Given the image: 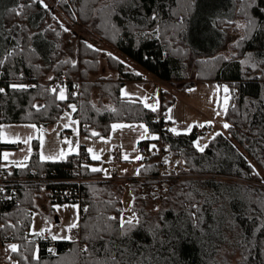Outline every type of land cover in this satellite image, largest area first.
<instances>
[{"label": "trees", "instance_id": "trees-1", "mask_svg": "<svg viewBox=\"0 0 264 264\" xmlns=\"http://www.w3.org/2000/svg\"><path fill=\"white\" fill-rule=\"evenodd\" d=\"M43 3L0 0V60H3L0 88L5 89L0 94L1 122L48 127L58 123L67 105L74 103L78 109L74 116L85 134L95 130L100 136L107 135L115 123H145L160 137L157 141L177 153L188 173L199 178L176 182L168 197L153 199L151 195L144 197L149 184L139 179L156 174L155 156L144 160L141 176L130 179L127 186L89 182L79 187L67 181L78 175L93 177L89 167H83L79 174L67 159L41 161L37 154L27 169L8 167L11 175L27 177L38 171L62 181L48 190H80L82 202L89 209L81 218L82 246L87 244L90 251L94 250L97 259H103L111 251L121 264H133L136 260L144 264H264V229L260 227L264 224L261 182L264 0H43ZM14 8L21 14L14 13ZM153 15L157 19L153 20ZM235 18L244 26L241 27L244 39L240 37L232 43L227 56L220 51L226 44L228 29L235 26ZM63 23L72 26L73 31L61 29ZM78 26L84 29L82 33L77 31ZM84 33H90L96 40ZM72 38L78 42L74 57L64 52ZM97 40L110 45L133 67L116 57H108L116 78L95 79L102 55ZM87 44L101 51L89 49ZM190 69L195 70L193 79L189 77ZM48 71L53 79L66 75L88 82L82 85L79 96H72L68 89L69 99L60 101L56 99L58 94H48L49 84L42 82ZM144 74L170 86L169 91L161 93V107L155 112L121 94L126 82L139 81ZM198 81L227 82L233 86L226 114L232 127L227 135L215 136L203 153L194 145L201 131L194 128L188 134L176 135L169 131L171 121L164 117L176 96ZM10 84L35 87L20 90L10 88ZM33 105L40 106V110ZM146 144L142 142L141 147ZM0 146L2 150L15 147L1 142ZM88 160L87 156L84 165ZM126 191L131 201L133 195L136 197L135 210L142 223L122 236L119 221H108L106 217L119 218ZM6 192L12 199L3 204L1 232L4 237L14 236L20 251L29 256V264L37 262L25 250L27 240L38 246L40 264H88V253H81L79 245L56 241L57 254L52 256L48 251L49 240L29 234L31 214L38 208L42 194H47L46 190L25 185L8 188ZM193 202L201 210L197 214L199 220L189 216V210L195 211L190 207ZM157 224L159 229L155 227ZM97 226L109 230L101 231V239H86L88 234H96ZM13 257L20 259L16 253Z\"/></svg>", "mask_w": 264, "mask_h": 264}, {"label": "rangeland", "instance_id": "rangeland-1", "mask_svg": "<svg viewBox=\"0 0 264 264\" xmlns=\"http://www.w3.org/2000/svg\"><path fill=\"white\" fill-rule=\"evenodd\" d=\"M46 2L43 3L45 5ZM47 5V4H46ZM51 11H54L51 9ZM58 19V15L56 16ZM234 27H231L228 29L227 38H226V44L224 48L220 51L221 54L229 55L231 53V45L234 43L238 38L242 36V30L241 27V21H238L237 18H235L233 25ZM55 27V26H54ZM64 28H68L69 31L72 32V26H69L67 24H62L61 29L64 30ZM84 29H82L80 26H78L77 31L82 33ZM86 34V37L92 38L94 41L96 40L95 37H93L90 33H84ZM79 38L78 35L76 37ZM99 44V48L102 50V55L100 56V64L98 67L97 75L94 76L95 79H98L100 77L102 78H116L117 74L110 69L109 63H108V55L107 53H111L112 56L122 60L126 64L133 67L132 62L127 60L126 57L118 53L115 49H113L110 45L103 41L97 40ZM102 46V48H101ZM78 49V42L76 39L72 38L70 42L65 46V53L66 55L74 57L75 52H77ZM66 76V75H65ZM50 77H54L51 71H48L46 78L42 81L43 84L49 83L53 81L54 79H49ZM189 77L193 79L195 77V70L190 69L189 70ZM84 81V80H83ZM88 82V81H85ZM134 82V81H132ZM168 85V84H167ZM227 86L229 89L228 93L224 92V87ZM170 90V86H167ZM189 89H194L195 91H188ZM122 90H126L127 93L131 94L128 99H131L130 97H135L136 95L140 94V90L138 89L136 84H127L125 88L122 87ZM139 93V94H138ZM67 95V92H66ZM123 96V95H122ZM233 96V86L230 83L227 82H217V81H198L196 82L192 87L187 88L183 92L179 93L176 96L175 102L169 107L171 109V112H169V109L164 113V116L167 114L168 117L171 116V128H176L177 132L179 134H188L191 131H193L194 128L198 129V131L202 132V135L197 139L199 140L201 146L204 144L209 145L210 141L215 137L216 133H222L223 135L228 134V129H225L223 127L224 123H228L226 119V114L224 113V109L229 108L231 98ZM125 97V96H123ZM141 99H144V97L140 96ZM227 98V103H225V99ZM150 105H154L157 107V109H160L161 107V98L160 101H152ZM71 113V109L67 107L65 112L62 114L61 117H64V119L59 120L58 123L50 125L48 127H40L35 123H14V122H1L0 123V131L4 133V138L1 140L4 144L14 145L16 147L3 149L0 152V156L2 159V154L7 152L10 153L8 164L9 166L14 165L12 164L13 161H23L24 156L30 155V158L25 163H29L33 157L34 154H37V156L40 159V152L43 151L45 155H54L60 151V149L67 150L68 145L64 143L66 139H70L73 142V147H76V141L79 140V147L76 148L75 152H72L69 154L65 159H68L69 157L73 155H80L81 151H84L87 156L89 157V160L87 161V165L90 168L92 167H99L102 169H106L110 178L112 177V170H111V160L115 153H120L121 158L123 154H128L130 159L129 161H125L122 159V161L117 165L118 168V177L126 179V186L129 184L130 179L139 178L141 175L136 176L135 170L137 168H141V165L144 166V161H136L134 157L136 155H142L147 156V153L149 151L147 146L141 147V143L147 140L152 141L151 139L152 135H155L149 127L145 123H121L125 125H132L136 128V130H131L129 128L124 129H115L112 128L109 131V134L102 135L108 142L105 143L104 140H101L100 137H92L90 139H85V136H89V134H85L81 130L80 123L78 125H72V127H75L79 131V135H75L72 131V127L64 128L63 125L65 123H68V118L65 117V113ZM217 112L220 113V115H217ZM72 119L78 120L74 113H71ZM79 121V120H78ZM211 121V125H208L206 122ZM28 124H35L37 126L36 129H31L28 127H25V125ZM116 124V123H115ZM140 124H143L148 129V134L145 139L141 140L140 136L143 133V129L138 128ZM200 124H204L205 126L203 128L199 127ZM229 124V123H228ZM189 125H192V129L190 132H187L186 129ZM59 133V135H57ZM176 134V133H174ZM176 134V135H179ZM31 135L33 139L29 141L28 144L24 143H11L10 141L15 139L17 136L20 137L21 141L24 140L27 136ZM64 136H66L65 139ZM157 136V135H156ZM44 140V147L41 149L39 147L40 139ZM139 140V143L137 141ZM150 144H155L156 149H152V153H155L159 149L158 142H150ZM22 146L23 149H19L18 147ZM84 147L83 150H81V147ZM31 147L32 151L29 154L28 148ZM88 148L93 149V152L100 155V160H93L92 159V153H89L87 151ZM103 149L101 152L100 150ZM135 149V150H134ZM148 149V150H147ZM197 149V148H196ZM206 149V148H205ZM198 150V149H197ZM59 161V159L54 160ZM2 162L5 163L2 159ZM18 167V166H17ZM127 170L126 172L124 170ZM143 168H141L142 172ZM93 173V172H92ZM94 176L96 178L100 179H109L106 178L104 172H97L94 173ZM198 178V176L196 177ZM149 191H145L144 197L147 198L149 196ZM153 199L155 197L151 196ZM131 202V197L129 194V191H126L123 197V209H127L129 206V203ZM79 205L78 203H70V202H64V203H52L50 202V199L46 192L42 194L40 200L37 202L38 208L34 213H38L35 216V219L33 220L32 217V224L31 229L34 226L35 230L39 231L41 229H44L45 231L47 229H51L52 234H59V235H68L66 231H64L65 226L73 219L74 217V210L71 207V205ZM54 205H60L64 206L67 205L68 207H61L59 211ZM80 206V205H79ZM81 209V207H80ZM126 216H130L131 212H126ZM81 217L82 212L80 214V227L78 229H81ZM77 230V229H76ZM48 232V231H47ZM45 233V232H44ZM44 236V235H43ZM49 239H51V236L49 235ZM53 241V240H52ZM56 241H65V240H56ZM15 242V240H14ZM14 242L5 243L0 247V264H13L14 261H17L13 257V253L10 250H6L7 246L10 244H17ZM18 245V244H17ZM11 258V259H10Z\"/></svg>", "mask_w": 264, "mask_h": 264}, {"label": "snow or ice", "instance_id": "snow-or-ice-1", "mask_svg": "<svg viewBox=\"0 0 264 264\" xmlns=\"http://www.w3.org/2000/svg\"><path fill=\"white\" fill-rule=\"evenodd\" d=\"M41 3H43V0H40ZM21 8L24 7V5H20ZM45 8H47V5L45 4L44 5ZM190 7V5H189ZM12 11L14 13H16L17 15H20L21 13L17 12V10L14 8L12 9ZM153 20L157 19V17L155 15H153L152 17ZM249 25H251V22H249ZM239 27H244V26H239ZM254 27V26H253ZM64 31L67 32L69 31L68 28H64ZM241 39H244V37H241ZM87 47L89 49H93L94 51H101L100 49H95L94 46L92 44H87ZM9 55H11V53H9ZM107 55L112 58V59H116L114 56H112L111 53H107ZM67 63V61H66ZM73 63V66L75 67V62H72ZM121 63H123L121 61ZM3 64V60H0V65ZM136 75H139V73H136ZM50 80L53 79L52 77L49 78ZM10 88L12 89H20V90H26L27 88L29 87H35V85H32V86H29V85H25V84H10L9 85ZM74 87L76 88H79L80 85H74ZM59 89V92H58V95H56V99L60 100V101H66L69 99V96L66 95V90L64 87L62 86H57V87H53L50 89V91L53 93V94H57V90ZM47 91V90H46ZM188 91H195L194 89H189ZM224 92L225 93H228L229 92V89L227 86L224 87ZM5 93V89L4 88H0V94H3ZM72 95H75V93H73ZM122 95L125 96V97H129L131 94L127 93L126 90H122ZM225 103H227V98L225 99ZM33 107H35L37 109V111L40 110V106H37V105H33ZM67 107L69 109H71V113H75L77 112V105L74 104V103H69L67 105ZM93 107H95V105H93ZM144 107L145 108H149L151 109V111L155 112L157 110L156 106L154 105H150L146 102H144ZM111 111L115 112L116 110L115 109H111ZM227 108L224 109V113L227 114ZM169 112H171V109H169ZM71 113H65V117L68 118V123H65L63 125L64 128H69V127H72V125H78L80 123V121L78 120H75V119H72L71 117ZM217 115H220L219 112H217ZM61 119H64V117H61ZM168 119H172L171 116L168 117ZM208 125H211V121H208L206 122ZM205 125L204 124H200L199 127L203 128ZM2 127V126H0ZM25 127H28V128H31V129H36L37 126L35 124H28V125H25ZM86 127V126H85ZM129 128L131 130H136V128L132 125H125V124H121V123H116V124H112L111 125V128L113 130L115 129H124V128ZM192 125H189L188 128L186 129L187 132H190L191 129H192ZM223 127L225 129H230L232 127V125L228 124V123H224L223 124ZM138 128L140 129H143V133L141 134L140 136V139L143 140L146 138L147 134H148V129L145 125L143 124H140L138 126ZM72 131L75 135H79V131L77 128L75 127H72ZM169 131L173 132V133H176V134H179L177 132V129L176 128H171L169 129ZM57 135H59V133H57ZM216 136H220L222 135V133H219L217 132L215 134ZM92 137H100L101 140H104L105 143H107L108 141L100 136V133L96 132L95 130H92L90 132V135L89 136H85V139H90ZM4 138V133L2 131H0V140H2ZM215 138V137H213ZM33 139V137L31 135L27 136L24 140L21 141L20 137H16L15 139L11 140L10 142L11 143H24V144H28L29 141H31ZM151 139L153 140H158L160 139L159 136H156V135H152L151 136ZM64 143H66L68 145V148L67 150L65 149H60V151L54 155H45L43 151L40 152V160L41 161H54V160H64L69 154H71L72 152H75L76 151V148L79 147V140L76 141V147L74 148L73 147V142L72 140L70 139H66L64 141ZM137 143H139V140L137 141ZM194 145L195 147L201 152L203 153L205 148L208 147L207 144H204L201 146L199 140L197 141H194ZM39 147L41 149H43L44 147V140L41 138L40 139V143H39ZM152 149H156V145L155 144H152L150 145L149 147V151H151ZM135 150V149H134ZM32 151L31 147L28 148V153L30 154ZM87 151L89 153H92V159L93 160H100V155L93 152V149L91 148H88ZM101 152L103 151V149L100 150ZM9 156H10V153H3L2 154V159L5 163H2L0 164V169H7L9 167V164L7 163L8 160H9ZM30 158V155H25L24 158H23V161H13L12 164H15L17 165L21 170L23 169H27L29 166L27 163H25L26 161H28ZM122 159L125 160V161H129L130 157L128 154H123L122 155ZM134 159L136 161H142L144 159V157L142 155H136L134 157ZM164 163L165 164H168L169 163V160L167 158H165L164 160ZM177 163H181L180 161H177ZM82 167L84 168H88V165H82ZM144 166L141 165V168H143ZM250 168H252L253 172L255 173V175L259 176L260 173L257 172L254 168V166H252L251 164L249 165ZM141 168H137L135 170V175L136 176H139L141 175ZM147 170V169H145ZM90 171L93 172V173H97V172H104L106 178H110L108 172L106 169H102V168H99V167H92L90 168ZM125 172L127 171L126 169L124 170ZM12 173L9 172L8 175H11ZM262 183H264V179L261 180ZM5 191L4 188H0V193H3ZM189 196L191 194H188ZM5 199H12L11 196H7L5 197ZM135 200H136V197L133 195L132 197V201L129 203V206L127 209H120V216L119 218L115 217V216H109V217H106V220L108 221H116L118 220L119 221V228L121 229V232H120V235L122 236H127L130 232L134 231L139 225H141L142 221H141V218L137 215L136 213V210H135ZM53 207H55L57 209V211L60 210L61 207H68L67 205H64V206H60V205H54ZM71 207L73 208L74 210V217L73 219L65 226V229L64 231H66L67 233H69L68 235H59V234H52L51 233V229H47L49 235L51 236V239L53 241H56V240H65V241H69V242H72V243H76V238L74 235H72L71 233H73V230H76L80 227V214H81V209H80V206L79 205H71ZM192 209H195V211H190L189 210V216L194 218V219H197L199 220V216L197 215L201 210L200 208L198 207L197 203L193 202L190 206ZM84 213H87L89 211V209L87 207L83 208L82 210ZM156 211H159V209H156ZM126 212H131V215L130 216H126L125 213ZM38 213H32V217H33V220L35 219V216L37 215ZM161 219H163V217H161ZM0 227H3V226H0ZM10 227H13L15 228L16 226L15 225H10ZM156 229H159L160 228V225L157 224L156 226ZM262 229H264V224H262L260 226ZM108 227H105L103 229H101L99 226L96 227V234L95 235H92V234H88V236H86V239H101V231H108ZM44 232L45 230L44 229H41L39 231L35 230L34 226L32 227L31 231H30V235H34V236H43L44 235ZM26 239V238H25ZM21 249V246L20 245H17V244H10L7 246V249L6 250H10L12 253H16L18 254V256L20 257L19 260L17 261H14L13 264H20V261H24V264H29V256L25 255L23 252L20 251ZM25 250L27 252H30L31 254V260L32 261H36L37 264H40V255H39V248L38 246L35 245L34 241H31V240H27V244L25 246ZM48 251L52 254H55L54 250L49 248ZM81 253H88V256H89V262L88 264H121V262L119 260L116 259V256L114 253H112L111 251L108 252V255L106 257H104L103 259H97L95 258V254H94V250L93 251H90L89 249V246L86 244L84 246L83 249L80 250ZM122 255V254H121ZM11 259V258H10ZM133 264H144V261H141V260H136L133 262Z\"/></svg>", "mask_w": 264, "mask_h": 264}, {"label": "built area", "instance_id": "built-area-1", "mask_svg": "<svg viewBox=\"0 0 264 264\" xmlns=\"http://www.w3.org/2000/svg\"><path fill=\"white\" fill-rule=\"evenodd\" d=\"M85 81H83L81 78H71L67 76H62L58 79H54L53 81L46 83L48 85V94L50 96L56 95L53 94L50 89L53 87L62 86L67 91L70 89L71 94L75 93V95L72 96H79L81 93L82 85ZM74 85H80L79 88L74 87ZM59 92V89L57 90V94ZM0 123H1V117H0ZM66 136H64V139ZM159 149L155 154V162L157 167V172L155 175L150 177H143L140 178V181H145L149 184L148 191L149 194L153 197L157 198H166L171 193L174 192V183L181 182V181H189L196 178L197 176H194L190 173H188L187 168L184 166V163L181 161V159L178 157L176 152H172L168 145L162 142L161 140L158 141ZM19 149H22V146L18 147ZM2 148L0 146V152ZM83 150V149H81ZM165 158L169 160L168 164L164 163ZM72 169L77 172H82V165L86 162V153L84 151H81L80 155H73L67 159ZM122 158L120 153H115L112 157L110 166L112 170V177L109 179H100L93 177L84 178L81 175H78L74 177L71 180H68V183H73L78 185L79 187L82 186L85 183H100V182H114V183H124L126 182V179L118 177V168L117 165L121 162ZM177 161H180L181 163H177ZM2 159L0 156V164H2ZM8 169V168H7ZM7 169H0V188H4L5 191L3 193H0V216L3 211V204L6 201H10V199H5V197L8 196L7 189L11 187H18V186H25V185H34L42 187L44 190L47 191V194L49 196L50 200H53L55 202H70V203H78L81 207L82 217L85 214L82 210L86 206L82 202V194L80 190L73 191L72 189H50L48 188L50 186L62 184L61 180L57 179H51L46 173H40L38 171H32L31 174H29L27 177H15L12 175H8L9 170ZM66 183V182H63ZM81 217V218H82ZM1 226V223H0ZM72 235L76 238L77 245L80 246L82 249V239H81V229L73 230ZM44 239L49 240L51 243V249L54 250L55 254H52V256H56L57 252L55 250V243L56 241H52L49 239L47 230L44 233V236H42ZM14 242V236L8 235L3 236L1 232L0 227V247L5 243Z\"/></svg>", "mask_w": 264, "mask_h": 264}, {"label": "crops", "instance_id": "crops-1", "mask_svg": "<svg viewBox=\"0 0 264 264\" xmlns=\"http://www.w3.org/2000/svg\"><path fill=\"white\" fill-rule=\"evenodd\" d=\"M127 84H136L138 89L140 90V94L139 95H136L135 97H130L131 99H135V100H138L140 101L142 104H144V102L150 104L152 101H160V96H161V93L163 91H169L168 89V83H165L161 80H158L154 77H151L150 75L148 74H144L141 78V80L139 81H134V82H126L123 86V88H125V86ZM168 84V85H167ZM144 97V99H141V97ZM127 98V97H125ZM157 108V107H156ZM149 109V108H148ZM167 120L171 121L170 119H168V115L166 114L164 116ZM64 139V138H63ZM1 143H3L1 140H0ZM144 142H147V144L145 146L150 147V142H158L157 140H147V141H144ZM4 144V143H3ZM12 145V144H11ZM16 147V146H15ZM13 148V147H11ZM8 149V148H6ZM23 149V148H22ZM21 149V150H22ZM147 149V150H148ZM156 152L155 153H152V151H148L147 153V156H144V159H147L151 156H155ZM122 161V160H121ZM10 167V166H9ZM11 167H14V165H11ZM17 167V166H16Z\"/></svg>", "mask_w": 264, "mask_h": 264}]
</instances>
